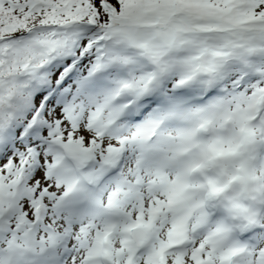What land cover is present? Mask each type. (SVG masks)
I'll list each match as a JSON object with an SVG mask.
<instances>
[{"label": "snow or ice", "instance_id": "6c2138e0", "mask_svg": "<svg viewBox=\"0 0 264 264\" xmlns=\"http://www.w3.org/2000/svg\"><path fill=\"white\" fill-rule=\"evenodd\" d=\"M0 264H264V0H0Z\"/></svg>", "mask_w": 264, "mask_h": 264}]
</instances>
